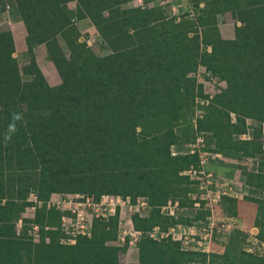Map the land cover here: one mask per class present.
Returning a JSON list of instances; mask_svg holds the SVG:
<instances>
[{
    "label": "trees",
    "instance_id": "trees-1",
    "mask_svg": "<svg viewBox=\"0 0 264 264\" xmlns=\"http://www.w3.org/2000/svg\"><path fill=\"white\" fill-rule=\"evenodd\" d=\"M69 1L72 13L53 14ZM131 1H8L12 18L24 26L27 61L18 66L11 33L0 29V264H264V256L245 249H186L169 235L141 236L135 242L137 261L121 262L127 237L122 245L110 243L117 238L115 218L93 222L90 235L71 245L58 242L59 213L44 204L50 193L146 196L149 214L132 218L140 231L203 222L204 210L190 216L159 213L167 200L191 206L187 193L194 181L180 172L196 156L170 155V146L202 131L212 150L255 158L253 169L240 170L248 192L224 199L231 217L238 216L235 203L253 205V237L264 244V0H185L186 12L178 19L162 6L134 8ZM225 12L238 23L232 38L217 30L216 17ZM84 18L105 54H95L79 39L75 21ZM39 30L45 31V56L59 77L53 86L39 77L33 53ZM198 66L224 82L210 97L196 80ZM195 96L208 102L193 126L183 119ZM246 119L255 124L246 126ZM246 127L249 138H238ZM30 189L42 203L33 217H21ZM30 224L38 225L36 241L26 232Z\"/></svg>",
    "mask_w": 264,
    "mask_h": 264
},
{
    "label": "built area",
    "instance_id": "built-area-1",
    "mask_svg": "<svg viewBox=\"0 0 264 264\" xmlns=\"http://www.w3.org/2000/svg\"><path fill=\"white\" fill-rule=\"evenodd\" d=\"M176 16V15H175ZM176 19L178 17L176 16ZM218 91V90H217ZM206 93V92H204ZM211 94H208L210 97ZM208 98L195 96L193 99V118L191 124L194 126L195 118H200L207 105ZM230 120H234L232 113L229 114ZM246 126H252L255 123L249 119L245 120ZM261 132L264 133V123L260 125ZM204 132H193L191 139L181 144L179 147L170 146V155L177 153H188L196 156V163L189 165L180 173L188 176L194 181V189L187 193L188 199L191 201L192 213L197 210L207 211L204 221L196 220L192 227L196 228L197 238L194 234L189 233L187 224H175L167 228L166 231H159L157 226H153L149 231H140L134 227L132 218L146 217L151 206L146 196H136L133 200L129 196H122L116 193H100L93 194L88 192H58L50 193L47 200L44 201L46 208H53L58 211L59 239L62 245H71L78 236H89L92 223L95 221L108 223L111 218L116 219V240L124 241L127 237V245H134L135 242L144 235H148L154 240H159L166 235L172 240L180 242L181 247L192 250L207 249V242L212 233V212L215 204L224 191L222 185L218 184L219 178L210 169L212 160L221 157V153L212 150L205 139ZM250 136V128L246 127L244 133L239 134L238 138L247 139ZM256 165V162H254ZM29 204L24 207L21 217H33L36 208L40 207L42 201L37 198L35 190H28L24 199ZM181 207L178 206L177 200H167L159 206V213L165 216H174ZM29 213V214H28ZM20 219L15 221V232L20 229ZM198 225V226H197ZM54 226H44V229H54ZM38 225L30 224L26 232L31 236L32 241L38 238ZM191 235V236H190ZM115 240V241H116ZM189 245L192 246H187ZM191 243V244H190Z\"/></svg>",
    "mask_w": 264,
    "mask_h": 264
},
{
    "label": "rangeland",
    "instance_id": "rangeland-1",
    "mask_svg": "<svg viewBox=\"0 0 264 264\" xmlns=\"http://www.w3.org/2000/svg\"><path fill=\"white\" fill-rule=\"evenodd\" d=\"M9 0H4L3 4H0V29H7L14 25L12 20V7ZM185 0H152V3L143 4L141 0H132L129 5L134 8H141L144 6H162L165 13L170 15H181L186 12L187 5H185ZM3 6V7H2ZM74 11V1H69L61 6L53 9V14L60 16L63 14H69ZM192 14V13H191ZM11 24V25H10ZM238 24L234 19H232L228 12L218 15L216 17L217 30L222 38H232L233 27ZM75 25L80 33V40H84L86 45L97 55H102L107 52V50L101 44L100 38L96 33L94 27L90 24L87 18L75 21ZM10 32V30H9ZM11 33V32H10ZM39 44L43 45L45 40V31L39 30ZM12 36V35H11ZM13 40V37H12ZM61 47L66 51L64 44L59 40ZM14 43V42H13ZM14 45V44H13ZM25 46L21 37L15 39V47L12 56L15 58L19 67H21L27 61L26 55L24 54ZM34 51V50H33ZM44 47L35 48V61L39 68L40 79L43 80L46 86H53L59 82V77L51 64L46 58ZM48 61V62H47ZM208 76V77H207ZM196 80L202 83L203 92L207 94H213L218 90L219 87L224 86V82L218 80L216 77L208 75L202 66H198L195 72ZM191 108H193L191 106ZM193 118V109L186 114L183 119L185 124H191ZM221 157L215 159L220 162L219 166L223 167L224 172L227 174V182L224 180H218V184L222 185L224 194L219 198L217 204L213 207L212 212V233L207 242V250L214 252L227 251L229 253H237L239 249H245L256 254L264 256V244L257 242L254 238V230H249L251 226V217L254 213V207L252 204L241 201L233 205L234 209L238 212V216L235 218H230L229 216V205L225 201L224 197H235L238 196L239 199L242 195L246 194L247 188L244 190L239 188V184H243L242 176L240 170L242 169H253L255 167V158H231L228 156L220 154ZM215 160H212L211 169L214 174L217 170V165ZM229 178V179H228ZM236 198V197H235ZM188 210H191L188 208ZM182 210L183 214H190L192 211ZM21 212L20 214H23ZM29 214V213H28ZM194 223H197L195 221ZM198 226V225H197ZM255 228V227H254ZM256 229V228H255ZM117 245H122V240H116ZM191 244V243H190ZM128 246V245H127ZM192 246V245H187ZM128 249V248H127ZM129 253L122 252L119 253V260L121 262L131 261L134 257L135 247L130 244L128 249Z\"/></svg>",
    "mask_w": 264,
    "mask_h": 264
},
{
    "label": "crops",
    "instance_id": "crops-1",
    "mask_svg": "<svg viewBox=\"0 0 264 264\" xmlns=\"http://www.w3.org/2000/svg\"><path fill=\"white\" fill-rule=\"evenodd\" d=\"M147 3H152V0H149ZM146 3V4H147ZM154 4H152V6H153ZM12 20H13V23L12 24H14V25H12L10 28H9V30H10V32H11V35H12V37H13V44H14V47H15V39H16V41H17V38H19V37H21V40L23 41V43H24V35H25V30H24V26H23V24H22V22L20 21V20H17V19H14V18H12ZM11 25V24H10ZM24 46H25V44H24ZM41 46H43L44 47V45H41V44H37L36 46H34V48H33V53H35V48H41ZM45 52V51H44ZM35 55V54H34ZM45 55H43V57H44ZM44 58H46V56L44 57ZM48 62V61H47ZM50 62V61H49ZM52 64V63H51ZM59 83V82H58ZM55 85V84H54ZM229 159H231L230 157H228ZM216 161V163H218V167H217V170H215V175L219 178V180H224V182H227L226 180V178H227V174L228 173H226V172H224V170H223V167H220L219 166V164H220V162L218 161V160H215ZM211 165H213L212 163H211ZM211 165H210V167H211ZM211 169V168H210ZM212 170V169H211ZM213 171V170H212ZM229 179V178H228ZM239 188L241 189V190H244V188H245V186L243 185V184H239ZM236 198H238L239 199V197L238 196H235ZM188 210V208L187 207H181L177 212H176V215H178V214H181V215H183V216H190V214H192V212L189 214H183V213H181V211L182 210ZM188 211H191V210H188ZM230 218H235V217H230ZM192 225H193V223L188 227L189 228V233H192V234H194V237L195 238H197V233H199V231L196 229V228H194V227H192ZM251 229H253L255 232H256V229L254 228V227H250L249 228V230H250V232H251ZM254 232V233H255ZM191 236V235H190ZM253 239H254V237H253ZM111 244H116L115 243V241H112V242H110ZM117 245V244H116ZM129 245L126 247V253H129L128 252V249H129ZM134 247H135V244H134ZM128 248V249H127ZM137 261V257H136V247H135V252H134V257H133V259L131 260V261H125V262H136Z\"/></svg>",
    "mask_w": 264,
    "mask_h": 264
},
{
    "label": "clouds",
    "instance_id": "clouds-1",
    "mask_svg": "<svg viewBox=\"0 0 264 264\" xmlns=\"http://www.w3.org/2000/svg\"><path fill=\"white\" fill-rule=\"evenodd\" d=\"M19 117L14 116V119H18Z\"/></svg>",
    "mask_w": 264,
    "mask_h": 264
}]
</instances>
